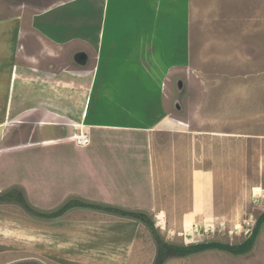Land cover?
Masks as SVG:
<instances>
[{"label": "rangeland", "instance_id": "1", "mask_svg": "<svg viewBox=\"0 0 264 264\" xmlns=\"http://www.w3.org/2000/svg\"><path fill=\"white\" fill-rule=\"evenodd\" d=\"M57 1L59 0H0V60L17 59L18 66L23 68L22 72L36 68V65L25 62L23 58H13L10 50L21 49V55L24 56L40 53L42 41L34 32L32 18L40 16ZM84 1L76 0L75 5L64 7L67 11L55 13V10L38 20L45 31L48 30L47 23L52 22L53 17L65 21L68 26L83 25V19L71 14V9L83 5ZM143 1H111L113 5L123 3L126 6L120 12L107 15V19H111L113 23V17L115 21L128 24L124 27L113 26L112 30H108V39L124 38L128 43L126 48L131 49L130 40L137 38L139 43L142 37L145 38V42L137 47L140 52L132 56L131 60H123L125 57L122 55L125 53L119 55L120 62L117 65L121 66L116 73H121V70L135 73L133 76H137L140 83H143L141 81L148 73H160L164 65L168 69H174L167 71L173 77L171 85H168L169 96L173 97L171 106L175 111V81L182 79L185 93L181 100L185 114H179L178 118H182L186 126H179L173 132L162 129L157 133L160 136L157 139L162 140L161 145L164 147L159 148L155 156L157 169L161 173H157V202L149 207L152 211L139 206L125 210L148 215L155 223L160 237L168 244L187 246L211 241L243 243L264 214V0H188L189 11L187 0H151L147 7L158 5L163 11L161 18L154 17L153 24L154 20L157 22L155 27L146 26L148 20L145 16L150 13L144 10L146 3ZM98 2L99 0L96 5ZM136 8L142 9V13L137 12ZM167 8L179 9L178 15L181 16L175 18L165 15ZM153 14L158 15L160 12L155 9ZM169 14L172 13L169 11ZM95 19L94 14L87 19V27L89 30L93 29L92 32L70 33L73 41L81 40L90 44L94 55L99 51L97 41L93 40L96 35V27L93 28V24H97ZM141 20L146 21L139 30L137 24ZM80 29L83 30L82 27ZM123 44L122 41L121 47ZM161 47L163 49L159 51ZM79 51L81 50L75 53ZM128 53L133 54L134 51L129 50ZM143 55L145 58L141 57ZM42 56H45L47 64L46 66L42 62L43 68H49L50 63H55L53 65L56 66V71L62 73L65 63L75 66L66 58L59 60L56 57L58 59L53 61V58L46 57L45 54ZM39 58L42 59L40 56ZM10 63L12 61H0L3 73L7 72ZM104 65L105 63L103 71H106ZM89 77L91 76H88L90 82ZM72 83L73 101L79 102L85 93L87 80H82L81 84L79 81ZM95 105L96 102H93L94 109ZM72 106L71 110L75 112V107ZM2 108L0 104V118L3 117ZM19 128L24 131L23 127ZM49 129L47 128V133H50ZM195 171L200 173L199 176H203L205 171L210 172L214 178L215 202L208 206L210 212L206 211L207 213H198L193 205V176L198 175ZM258 188L261 192L256 191ZM22 193L29 207L39 210L29 202L25 191ZM42 198L40 195L39 200L36 199L38 204L50 206L51 209L53 204H43ZM78 199L101 207L119 208L100 204L90 197H71L67 202ZM52 200L58 201L57 198ZM12 207L23 210L24 220L39 222V227H47V231L57 227L62 232L61 237L69 238L70 244L56 245L52 243V233L49 235L41 228V232L49 240L47 243L42 242L44 248L54 250L57 246V250L62 252L61 257L63 254L71 257V261H66L65 264H87L85 253L88 247L80 246L79 243L85 238L95 240V234L115 239L116 250L108 243L104 248L106 252L112 253V257L109 259L108 255L104 256L109 260L99 264H157V240L145 223L135 219L108 213L104 214L107 220H102L99 214H103V211L97 213L99 210H86L84 212H88L87 215H80L82 210L77 208L56 221H48L35 219L19 203ZM58 210L59 208L51 213ZM159 212H164V221L159 220ZM91 214L96 215V218ZM211 223L215 224V234L205 237L193 234L195 229L201 230L198 225ZM99 231L102 233H98ZM20 249L27 251L11 250L7 255L0 256V264H59L48 255L32 254L30 250L37 248L28 246L26 238ZM89 250L96 254L101 252L98 248ZM164 264H264V224L253 249L246 255L235 256L220 250H209L189 256H171Z\"/></svg>", "mask_w": 264, "mask_h": 264}, {"label": "crops", "instance_id": "2", "mask_svg": "<svg viewBox=\"0 0 264 264\" xmlns=\"http://www.w3.org/2000/svg\"><path fill=\"white\" fill-rule=\"evenodd\" d=\"M96 1L85 0L83 5L71 9V14L83 19V25L80 26H68L65 21L53 17L52 22L47 23L48 30L45 31L38 20L55 10V13L66 10L64 7L75 5L76 0H59L40 16L32 18L34 32L42 41L40 53L24 56L21 55V49H11L10 52L13 58H23L25 62L36 65V68L22 72L23 68L18 66L17 59L0 60L12 61L8 64L6 73L0 69V104L3 106V117L0 118V196L13 190L25 191L29 202L39 209L36 211L44 214L60 209L71 197H90L100 204L118 206L124 210L133 207L135 209L137 206L145 209L152 207L157 202V173H161L157 169L155 156L159 148L164 147L161 145L162 140L157 139V133L162 129L173 132L179 126H186L183 119L178 118L185 114V110L183 113L176 112L175 115L171 106L173 97L169 96V86L173 77L167 71L174 69H168L163 64L160 73H148L141 81L143 83H140L137 76H133L135 73H125L123 70L116 73L121 66L117 65L120 62L119 55L125 53L122 55L125 57L123 60H131L132 56L140 52L137 47L145 42V38L142 37L139 43L137 38L130 40L131 49L126 48L128 43L124 38L108 39V30H112L113 26L124 27L128 23H120L113 17L111 23L107 15L122 11L126 5H113V0H99L96 5ZM122 2L132 3L131 0ZM144 2V10L150 13L145 16L148 20L146 26L155 27L157 22L154 20L153 24V19L156 16L161 18L163 11L158 5L147 7L151 0ZM155 9L160 14H153ZM187 10L189 11L188 0ZM136 11L142 13L140 8H136ZM179 13L177 8H167L165 15L176 18L181 16ZM93 14L97 22L96 25L93 24V28L96 27L93 40L97 41L99 50L96 55L92 54L93 47L90 44L81 40L79 43L78 40L73 41L70 38L72 31L92 32L93 29L89 30L87 27V19ZM145 21H139V30ZM161 49L163 48L159 51ZM78 50L85 51L89 56L85 67H80L73 61ZM129 50L134 53L129 54ZM43 54L53 58V61L58 59L56 57L59 60L69 59L75 66L65 63L62 73L56 71L55 63H50L49 68H43L42 62L47 66ZM141 57L145 58V55ZM162 60L165 61L163 57ZM103 63L106 71H103ZM88 76H91L90 82ZM82 80H87L85 93L79 102L73 101L72 81H79L81 84ZM93 102H96V110L92 107ZM72 105L75 112L71 110ZM92 109L94 112L91 113ZM19 127H23L24 131ZM47 128H50V133H47ZM82 132L90 139L86 146L79 145L75 140ZM195 173L198 175L193 176V205L198 213H207L210 210L208 206L215 202L214 178L207 171L203 176H199L198 171ZM40 195L43 197V204H53L51 209L50 206L43 207L38 204L36 199L39 200ZM52 198H57L58 201L54 202ZM15 204L18 203L0 201V256L7 255L11 250L25 251L20 246H23L26 238L28 246L37 248L30 250L32 254L48 255L59 264L70 262L71 257L64 254L61 257L62 252L57 250V246L54 250L44 248L43 243L49 240L41 232V228L49 235L52 233V243L56 245L70 244L69 238L61 237L62 232L57 227L47 231V227H39V222L24 220L23 210L12 207ZM78 210H82L80 215H87L88 212L84 211L90 209ZM102 213L99 214L102 220H107L104 214L108 213ZM159 215V220L163 217L164 221V212H159ZM32 217L37 219L34 215ZM95 237V240L85 238L79 243L80 246L88 247L85 253L87 264H99L112 257V253L104 249L107 243L116 250L115 239L99 237L96 234ZM89 248H98L101 252L96 254L93 250L90 252ZM107 255L109 259L104 257Z\"/></svg>", "mask_w": 264, "mask_h": 264}, {"label": "trees", "instance_id": "3", "mask_svg": "<svg viewBox=\"0 0 264 264\" xmlns=\"http://www.w3.org/2000/svg\"><path fill=\"white\" fill-rule=\"evenodd\" d=\"M0 201L17 202L20 205H22L24 208H26L35 217L49 221H54V220L56 221L64 217L67 214V212L71 211L72 209L82 208V209H90V210H99L109 214H115L122 217L135 219L141 223H145L152 230V233L154 234L157 240V244L159 247V256L156 261L157 264H164L165 260H167L171 256H189L209 250H220L231 253L235 256L246 255L253 249L257 237L260 233V229L264 224V214H263L257 220L256 226L252 231V235L247 240H245L243 243L240 244H229L218 241H211V242H203L198 244H190L187 246H178V245L166 243L165 240L162 239L158 234V230L155 227V223L148 215H146L143 212L137 213L117 207H104V206L101 207L99 205L88 204L80 200H73L67 202L58 211L54 213L44 214L39 211L31 209L28 203L24 200L23 193L18 190H13L3 196H0Z\"/></svg>", "mask_w": 264, "mask_h": 264}, {"label": "water", "instance_id": "4", "mask_svg": "<svg viewBox=\"0 0 264 264\" xmlns=\"http://www.w3.org/2000/svg\"><path fill=\"white\" fill-rule=\"evenodd\" d=\"M89 56L85 51H79L78 53L74 54V62L80 66L85 67L88 63ZM185 93L184 81L182 79H177L175 81V99L173 102V106L175 111L179 113L184 112V107L182 105V96Z\"/></svg>", "mask_w": 264, "mask_h": 264}, {"label": "built area", "instance_id": "5", "mask_svg": "<svg viewBox=\"0 0 264 264\" xmlns=\"http://www.w3.org/2000/svg\"><path fill=\"white\" fill-rule=\"evenodd\" d=\"M75 140L81 146H86L90 142L89 137L84 132L76 136ZM198 226L201 230L195 229L193 233L194 235L198 233V237H205L206 235H212L216 233L215 224L211 223V224H204V225H198Z\"/></svg>", "mask_w": 264, "mask_h": 264}, {"label": "bare ground", "instance_id": "6", "mask_svg": "<svg viewBox=\"0 0 264 264\" xmlns=\"http://www.w3.org/2000/svg\"><path fill=\"white\" fill-rule=\"evenodd\" d=\"M256 191H257V192H261V189L258 188V189H256ZM162 216H163V214H162ZM159 218H160V215H159ZM162 218H163V217H162ZM162 218H161V220H162Z\"/></svg>", "mask_w": 264, "mask_h": 264}, {"label": "clouds", "instance_id": "7", "mask_svg": "<svg viewBox=\"0 0 264 264\" xmlns=\"http://www.w3.org/2000/svg\"><path fill=\"white\" fill-rule=\"evenodd\" d=\"M255 226H256V224H255ZM253 229H254V228H253ZM252 231H253V230H252ZM251 235H252V232H251ZM251 235H250V236H251ZM250 236H249V237H250ZM249 237H248V238H249Z\"/></svg>", "mask_w": 264, "mask_h": 264}]
</instances>
